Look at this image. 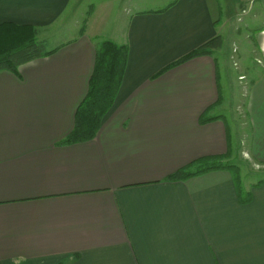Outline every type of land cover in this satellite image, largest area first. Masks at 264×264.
Masks as SVG:
<instances>
[{"label": "crops", "instance_id": "1", "mask_svg": "<svg viewBox=\"0 0 264 264\" xmlns=\"http://www.w3.org/2000/svg\"><path fill=\"white\" fill-rule=\"evenodd\" d=\"M229 10L221 0H0V26L61 40L0 71V264H264V184L242 190L230 170L169 180L200 160L232 164L238 151L264 165V0ZM240 12L263 24L256 71L237 75L252 79L238 149L220 53ZM219 36L221 48L181 62ZM104 41L128 48L115 102L94 139L64 143Z\"/></svg>", "mask_w": 264, "mask_h": 264}, {"label": "trees", "instance_id": "2", "mask_svg": "<svg viewBox=\"0 0 264 264\" xmlns=\"http://www.w3.org/2000/svg\"><path fill=\"white\" fill-rule=\"evenodd\" d=\"M222 45L223 40L219 36L181 62L193 57L208 55L209 49L221 48ZM53 51L47 50L45 44L38 42L35 28L7 23L0 26V71L9 70L17 73L20 65L45 57ZM127 60L128 48L126 46L112 41H104L99 46L88 96L77 112L74 131L62 142L74 144L90 141L96 137L103 117L115 102L126 71ZM197 165L199 166L197 169H194L192 165L187 169L180 170L169 180L187 179L212 170H238L237 166L227 163L225 157L214 163L200 160ZM238 178L240 176L236 177V179ZM261 183L262 181L256 186Z\"/></svg>", "mask_w": 264, "mask_h": 264}, {"label": "rangeland", "instance_id": "3", "mask_svg": "<svg viewBox=\"0 0 264 264\" xmlns=\"http://www.w3.org/2000/svg\"><path fill=\"white\" fill-rule=\"evenodd\" d=\"M235 3L237 0H232ZM222 5H223V11L224 14L228 13L229 6H230V0H221ZM250 5L248 4V9ZM255 6H258L256 4ZM257 7H255V10ZM254 10V11H255ZM236 16H239V13L236 14ZM244 19V21H242ZM253 17L251 14H249L247 17L246 16H241L240 12V17H237L235 23H237L236 27L239 28L241 31L240 32H234L233 28H230L228 26L227 32L229 35H227L226 41L224 42V47L221 50L220 57L228 61L230 65V79L227 83L226 86V94L227 98H230L227 100V104L231 105L230 110L231 112L226 113L227 119H230V116L232 114V109H235L238 107V114L233 118L231 123H233L235 132L237 134L238 142H237V148L239 149L241 147V140L243 137H245V126L244 124V119L246 117L243 116L242 111L240 106L242 105L241 103L243 102V97L245 94L244 86L249 85V81H251V77L246 80V81H241L239 82L237 80L238 76L240 73L245 72L244 70H241V67H243L245 70L250 71V73L253 75V73L256 71V68L258 67L257 62L254 61V55L250 52L251 49L255 46L256 47V42H255V35L257 31L255 29L259 28L262 24L263 21L261 18H259L258 22H252ZM244 22V23H243ZM248 37H251V39H248ZM61 41L60 39H55V40H48L45 42V47L47 50L51 49L52 45L54 43ZM233 42H236L237 44H233ZM255 44V45H254ZM235 45V46H234ZM239 50V51H238ZM218 57L220 60L221 58ZM236 65V67H235ZM247 73V72H245ZM233 75L237 76L235 80H232ZM245 77H242L241 79L243 80ZM241 98V99H240ZM226 104V102L223 103V106ZM233 115V114H232ZM242 125V127H241ZM243 148V146H242ZM238 155V156H237ZM232 164L237 168L236 169H226L230 170L232 172V175L235 177L234 179L236 180L237 185H241L242 190L246 188H250L251 186L254 185V187H257L256 184L262 181L261 185L264 184V165L256 162L254 159L249 157H245L242 152H239L236 154L235 159L233 160ZM224 170V169H223ZM213 171V170H212ZM209 172V171H208ZM240 176V178L236 179V177ZM241 183V184H240ZM259 185V186H261Z\"/></svg>", "mask_w": 264, "mask_h": 264}]
</instances>
